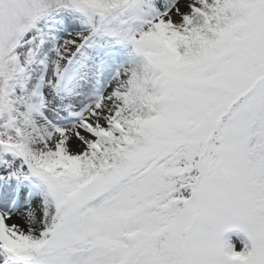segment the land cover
Masks as SVG:
<instances>
[{
    "label": "snow or ice",
    "instance_id": "snow-or-ice-1",
    "mask_svg": "<svg viewBox=\"0 0 264 264\" xmlns=\"http://www.w3.org/2000/svg\"><path fill=\"white\" fill-rule=\"evenodd\" d=\"M0 264H264V0H0Z\"/></svg>",
    "mask_w": 264,
    "mask_h": 264
}]
</instances>
